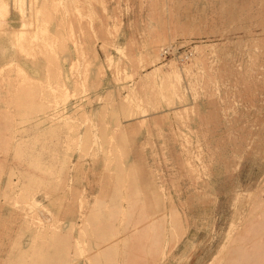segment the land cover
Instances as JSON below:
<instances>
[{
  "label": "rangeland",
  "instance_id": "rangeland-1",
  "mask_svg": "<svg viewBox=\"0 0 264 264\" xmlns=\"http://www.w3.org/2000/svg\"><path fill=\"white\" fill-rule=\"evenodd\" d=\"M57 1L0 55V264H264V0Z\"/></svg>",
  "mask_w": 264,
  "mask_h": 264
},
{
  "label": "crops",
  "instance_id": "crops-1",
  "mask_svg": "<svg viewBox=\"0 0 264 264\" xmlns=\"http://www.w3.org/2000/svg\"><path fill=\"white\" fill-rule=\"evenodd\" d=\"M10 2V0H9ZM71 2H73V0H71ZM33 3H36V0L33 1ZM34 4L32 5H28V4H24L22 5V1H17L16 3V7L15 8H10V10H8L7 8H1L0 9V18L4 15L5 19H4V31L0 37V55L2 56L3 53L5 54V58L9 61L11 60V46L13 45L12 41L13 39H16L18 41H20L22 39V37L25 35V33L23 32L24 29L23 27H27V29L32 26V24L34 22H37L39 19V22L43 23V24H48V16L46 15V8L50 7L48 5V3L42 2L41 4H39V9L37 8L36 11L34 10ZM63 2L61 0H58L55 5H62ZM77 10V8H75ZM32 13H34V15H32ZM37 17V19H35L34 17ZM102 25V23H101ZM89 28V26H88ZM95 30L98 29L97 24H95ZM13 34H16L15 38H13ZM19 34V37L17 36ZM34 41V39H31L30 42L32 43ZM61 44V37L57 36L56 38H54L50 43L48 41V39H43L41 41L40 46L41 49L38 53L43 54L44 50L47 48V53L48 56L51 55H55V50L58 49L59 45ZM3 52V53H2ZM84 52V49H83ZM68 54L65 53L64 58L65 61H67V63L71 64V62H73L75 59L72 57V54H74V52L71 50V48L67 51ZM85 54H88V48L87 46L85 47ZM90 56V55H89ZM2 59V58H0ZM8 62V61H7ZM10 62H13L12 60ZM9 62V63H10ZM51 62L53 63V59L51 60ZM52 63H48L47 65V73L50 72V68L52 67L55 74H57L58 76H61L60 70L58 69L55 65H52ZM17 69L19 71H21L20 67H17ZM60 88L62 89V93L64 94V92L66 91V88L63 87V85H60ZM33 99V95L29 94L27 95V102L25 103H30L29 101H31ZM49 103L48 100L46 102V104ZM44 107V104L41 105V108ZM26 117L27 115L25 113H23L20 117L19 123L22 124L24 123V121H26Z\"/></svg>",
  "mask_w": 264,
  "mask_h": 264
},
{
  "label": "bare ground",
  "instance_id": "bare-ground-1",
  "mask_svg": "<svg viewBox=\"0 0 264 264\" xmlns=\"http://www.w3.org/2000/svg\"><path fill=\"white\" fill-rule=\"evenodd\" d=\"M17 1H19V2L22 1V5H24V4H28L29 6H30V5L33 6V4H34V3H33L34 0H10V2H9V0H0V9H1V8H7L8 10H10V8L13 9V8L16 7V3H17ZM32 15H34V13H32ZM34 18L37 19L36 16H35ZM34 37H35V36H34ZM34 37H33V38H34ZM33 38H32V39H33ZM40 167H41V165H40ZM43 172H45V171H43ZM127 179H128V178H127ZM39 186H40V185H39ZM113 195H114V194H113ZM100 207H101V206H100ZM99 210H100V209H99ZM99 210H97V211H99ZM105 212H107V211H105ZM98 213H99V212H98ZM96 214H97V212H96ZM96 214H95V215H96ZM101 214H103V213H101ZM95 215H93V218H92V219H94L95 217L100 216V215H98V216H97V215L95 216ZM103 215H105V214H103ZM94 216H95V217H94ZM106 216H107V215H106ZM106 216H105V217H106ZM51 218H52V217H51ZM99 218H100V217H99ZM92 219H91V220H92ZM104 219H105V218H104ZM111 219H112V218H111ZM37 220H38V219H37ZM99 220H100V219H99ZM94 221H96V219H94ZM94 221H93V222H94ZM97 221H98V220H97ZM104 221H105V220H104ZM108 221L111 222V220H108ZM36 222H37V221H35V223H36ZM37 223H38V222H37ZM58 224H59V223H58ZM92 224H93V223H92ZM110 224H111V223H110ZM39 225H40V224L38 223V226H39ZM101 225H103V224H101ZM105 225H106V224H104V226H105ZM108 225H109V224H107V226H108ZM151 225H152V224H151ZM151 225H150L149 227H151ZM83 226H84V225H83ZM85 226H86V224H85ZM97 226H98V225H97ZM42 227H43V226H42ZM49 227H50V226H49ZM108 227H109V226H108ZM108 227H107V229H108ZM38 228H39V227H38ZM38 228H37V229H38ZM40 228H41V227H40ZM87 228H88V227H87ZM96 228H97V227H95V229H96ZM111 228H112V227L110 226V230H112ZM42 229H43V228H42ZM82 229H83V227H82ZM85 229H86V227H85ZM93 230H94V228H93ZM110 230H109V231H110ZM148 230H149V229H148ZM83 231H84V230H83ZM88 231H89V228H88ZM40 232H41V231H40ZM56 232H57V231H56ZM84 232H86V231H84ZM94 232H95V231H94ZM111 232H112V231H111ZM111 232H110V233H111ZM80 234H81V233H80ZM36 235H37V234H36ZM107 236H108V235H107ZM110 236H111V234H110ZM99 238H100V237H99ZM106 238L108 239V237H106ZM106 238H105V240H106ZM110 238H111V237H110ZM110 238H109V239H110ZM91 239H92V238H91ZM97 239H98V238H97ZM102 240H103V243H104V237H102ZM110 240H111V239H110ZM110 240H109V241H110ZM83 242H84V241H83ZM101 242H102V241H101ZM110 242H111V241H110ZM146 242H148V240H146ZM229 242H230V240H229ZM229 244H230V243H229ZM74 245H75V244H74ZM90 245H91V244H90ZM82 246H83L82 244H81V246H79V244H76V246H75L76 249H77L76 254H77V257H79V258H80L81 256L85 255V254H84V253H85V249H84ZM106 246H107V245H106ZM106 246H105V247H106ZM108 246H109V245H108ZM227 246H229V245H227ZM227 246H225V248H226ZM85 247H86V246H85ZM91 247H92V246H91ZM107 248H109V250L111 249V247H107ZM101 249H103V248H101ZM107 250H108V249H107ZM115 250H116V249H115ZM104 251H105V250H104ZM104 251L102 250L103 253H104ZM111 251H112V250H111ZM111 251H110V252H111ZM113 251H114V250H113ZM113 251H112V252H113ZM98 252H99V250H98ZM110 252H109V254H110ZM112 252H111V253H112ZM114 252H115V251H114ZM145 252H146V251H145ZM224 253H225V252H224ZM236 253H237V252H236ZM236 253H235V254H236ZM113 254H114V253H113ZM144 254H146V253H144ZM111 255H112V254H111ZM114 256H115V255H114ZM116 256H117V255H116ZM132 256H133V255H132ZM145 256H146V255H145ZM223 256H224V255H223ZM109 257H110V256H109ZM128 257H129V256H128ZM218 257H219V256L217 255L216 259H217ZM98 258H99V257H98ZM100 258H101V257H100ZM225 259H226V257H225ZM28 260H29V259H28ZM114 260H115V259H114ZM128 260H130V259H128ZM213 260H214V259H213ZM236 260H237V258H236ZM71 261H72V260H71ZM102 261L105 262V261L102 260V258H101V262H102ZM225 261H226V260H225ZM111 262H113V260H111ZM114 262H115V263H113V264H116V261H114ZM223 262H224V261H223ZM76 263H77V262H76ZM76 263H75V264H76ZM88 263H89V262H88ZM98 263H99V262H98ZM131 263H133V260H132ZM224 263H225V262H224ZM224 263H223V264H224ZM89 264H90V263H89ZM102 264H103V263H102ZM117 264H118V263H117ZM213 264H215V262H214ZM220 264H222V263H220Z\"/></svg>",
  "mask_w": 264,
  "mask_h": 264
}]
</instances>
